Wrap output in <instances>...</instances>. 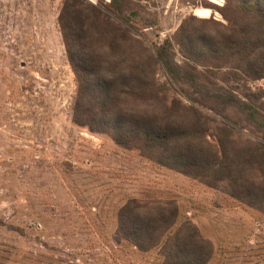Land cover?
<instances>
[{
	"label": "rangeland",
	"instance_id": "1",
	"mask_svg": "<svg viewBox=\"0 0 264 264\" xmlns=\"http://www.w3.org/2000/svg\"><path fill=\"white\" fill-rule=\"evenodd\" d=\"M64 1L0 0V264H170L193 228L210 247L205 264H264V214L233 197L226 180L209 187L74 124L78 83L58 24ZM81 1L100 13L90 47L109 74L146 63L138 74L149 77L150 91L129 97V107L152 115L173 101L193 107L216 147L215 127L233 124L231 157L263 142L243 116L190 104L151 60L168 39L174 61L182 62L175 35L186 19L223 33L231 26L222 15L225 0H129L127 23L105 9L110 0ZM117 30L125 39L113 36ZM221 85L240 98L247 89L264 91V80ZM129 202L153 215L158 208L176 212L156 246L142 250L117 237L118 211Z\"/></svg>",
	"mask_w": 264,
	"mask_h": 264
},
{
	"label": "trees",
	"instance_id": "2",
	"mask_svg": "<svg viewBox=\"0 0 264 264\" xmlns=\"http://www.w3.org/2000/svg\"><path fill=\"white\" fill-rule=\"evenodd\" d=\"M129 3L110 0L105 9L127 23L129 18L123 14ZM222 15L231 26L221 34L196 27L191 23L193 19L182 21L175 35L181 63L174 61L168 39L155 49L151 60L159 64L190 104L217 114L230 110L243 116L262 135V143L253 149L247 146L231 157L228 150L232 146L233 124L215 127L216 147L205 140L208 128L193 107L186 108L173 101L159 115L141 107H129V97L143 99L150 91L149 77L138 74L146 63H134L129 71L125 69L118 75L109 74L97 51L90 47L89 36L94 29L100 31L97 20L100 13L81 0H65L58 18L66 55L78 83L72 121L91 133L106 135L118 147L135 148L149 161L199 179L209 187L226 180L233 197L264 214V91L253 93L247 89L240 98L221 85L264 80V0H225ZM125 35L121 30L113 32L117 39H125ZM148 59L150 54L146 56ZM179 109L183 112L180 115ZM187 114L191 121L186 119ZM254 165L260 174L252 179L248 174L256 170ZM140 208L139 204L129 202L119 209L116 234L120 240L145 250L157 245L163 223L175 219L176 212L167 210L162 215V208H158L157 215H153ZM188 238L190 241L177 245L176 257L170 264L206 263L210 257L208 243L197 241L194 228L188 231Z\"/></svg>",
	"mask_w": 264,
	"mask_h": 264
}]
</instances>
